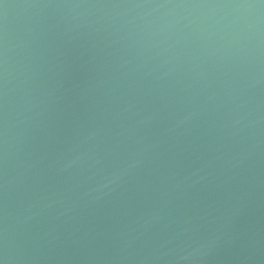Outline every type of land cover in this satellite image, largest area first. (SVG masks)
<instances>
[{
    "label": "water",
    "instance_id": "water-1",
    "mask_svg": "<svg viewBox=\"0 0 264 264\" xmlns=\"http://www.w3.org/2000/svg\"><path fill=\"white\" fill-rule=\"evenodd\" d=\"M0 264H264V0H0Z\"/></svg>",
    "mask_w": 264,
    "mask_h": 264
}]
</instances>
